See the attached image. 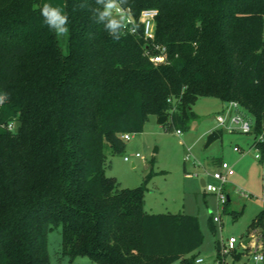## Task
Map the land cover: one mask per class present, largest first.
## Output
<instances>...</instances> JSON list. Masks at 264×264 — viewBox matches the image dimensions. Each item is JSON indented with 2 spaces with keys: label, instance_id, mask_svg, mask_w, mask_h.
I'll use <instances>...</instances> for the list:
<instances>
[{
  "label": "trees",
  "instance_id": "1",
  "mask_svg": "<svg viewBox=\"0 0 264 264\" xmlns=\"http://www.w3.org/2000/svg\"><path fill=\"white\" fill-rule=\"evenodd\" d=\"M42 6L0 0V125L16 124L0 127V264H51L49 234L60 227L71 262L197 264L199 219L147 213L144 187L107 175L108 154H122V136L152 118L189 130L200 98L238 103L260 134L264 0H129L139 32L119 40L95 22V0H65L67 52ZM145 10L158 12L153 38L139 23ZM157 46L161 64L150 59ZM251 147L264 155V143ZM257 229L264 255V211Z\"/></svg>",
  "mask_w": 264,
  "mask_h": 264
},
{
  "label": "rangeland",
  "instance_id": "2",
  "mask_svg": "<svg viewBox=\"0 0 264 264\" xmlns=\"http://www.w3.org/2000/svg\"><path fill=\"white\" fill-rule=\"evenodd\" d=\"M41 2L59 8L65 14V0ZM59 40L67 52L68 34L59 36ZM193 110L196 119L181 135L159 126L158 119L152 118L142 133L131 134V140L125 141L126 150L122 154H108L112 169L107 175L121 183L123 188L144 187L145 210L149 214L197 217L204 242L194 256L203 259L202 264H217V245L222 248L230 238L238 241L236 250L228 254L220 251L222 264H256L255 252L263 253L262 230L253 231L250 226L264 211V155L250 148L255 135L230 134L219 127L216 117L223 111L219 100L200 98ZM215 131H222V135L205 148L209 135ZM236 147L240 148L239 152L235 151ZM257 155L260 159L256 158ZM125 157H130V161ZM219 160L235 170V175L225 186L231 201L226 211H223L224 205L218 195L205 192L201 184L204 179L218 185L211 175ZM215 218L219 222L216 223ZM248 238L252 239L245 248L243 243ZM61 245L62 229L54 228L49 234L51 264H97L87 257L71 262L69 257L62 256ZM174 264L184 263L178 260Z\"/></svg>",
  "mask_w": 264,
  "mask_h": 264
},
{
  "label": "built area",
  "instance_id": "3",
  "mask_svg": "<svg viewBox=\"0 0 264 264\" xmlns=\"http://www.w3.org/2000/svg\"><path fill=\"white\" fill-rule=\"evenodd\" d=\"M128 9V15H127V28L126 32H128L131 35H137L138 34V23L136 22L135 18L133 17V14L131 12L130 8ZM158 16V12L155 10H145L142 12L139 23L143 27V34L145 38H153L154 36V22L155 18ZM155 51L157 53H153L150 56V59L155 64H161L164 63L166 60V49L157 46L155 48ZM150 55V54H149ZM217 124L219 127H221L223 130H226L230 134L234 133H242V134H253L255 131V123L254 121L249 118L244 110L240 107V105L236 102H230L224 105L223 111L221 114H219L216 117ZM2 128H7L11 131H13L16 128L15 123H11L9 125H0ZM179 135L182 133L180 131H177ZM124 141L131 140L130 134H125L122 136ZM255 142L258 144L264 143V123H263V129L260 134L255 136ZM235 151L239 152L240 148L236 147ZM258 151V150H257ZM136 157H139L137 154ZM256 158L260 159V156L257 155ZM126 161H130V157H125ZM235 175V170L233 166H230L226 162H221L218 169L211 175L212 179L217 182L218 185H214L211 183H207L205 180V186L204 190L207 193L216 194L218 195L221 203L223 205L226 204V202L229 199V196L227 195V191L225 186L230 183V179ZM245 197H248V195H245ZM262 201L264 203V193L262 197ZM214 221L217 223L219 222L218 218H215ZM238 241L235 238H230L227 241V244H225L222 248L220 247V251L222 254H228L230 252H233L236 250ZM244 247V245H243ZM261 257L262 259L259 261V263L264 262V255L263 253L255 252L254 255V262L257 264L256 257ZM197 264H202L203 259H197Z\"/></svg>",
  "mask_w": 264,
  "mask_h": 264
},
{
  "label": "clouds",
  "instance_id": "4",
  "mask_svg": "<svg viewBox=\"0 0 264 264\" xmlns=\"http://www.w3.org/2000/svg\"><path fill=\"white\" fill-rule=\"evenodd\" d=\"M97 7L92 9L93 18L97 24H102L104 30L113 39H121L127 28V5L129 0H95ZM80 7H84L83 4ZM44 24L57 36L68 33L69 17L62 14L59 8L44 4L40 9ZM261 257H256L257 264Z\"/></svg>",
  "mask_w": 264,
  "mask_h": 264
},
{
  "label": "water",
  "instance_id": "5",
  "mask_svg": "<svg viewBox=\"0 0 264 264\" xmlns=\"http://www.w3.org/2000/svg\"><path fill=\"white\" fill-rule=\"evenodd\" d=\"M167 122H168V117L167 116L160 117L157 120V124L159 126H164ZM219 137H220V135L216 131L211 133L209 135V137H208V140H207V143L205 145V148H209L217 139H219ZM155 152H157V151H155ZM201 184H202L203 187L205 186L204 179L201 180ZM250 241H251V238H249V239L244 241L243 245H244L245 248L249 245Z\"/></svg>",
  "mask_w": 264,
  "mask_h": 264
},
{
  "label": "crops",
  "instance_id": "6",
  "mask_svg": "<svg viewBox=\"0 0 264 264\" xmlns=\"http://www.w3.org/2000/svg\"><path fill=\"white\" fill-rule=\"evenodd\" d=\"M224 105L225 104H222V110H223V108H224ZM253 144V143H252ZM252 144L250 145V148H252L251 146H252ZM222 161L221 160H219V161H217L216 163H217V165H216V168L218 169V167H219V165H220V163H221ZM234 168V167H233ZM216 169V170H217ZM231 202V201H230ZM249 239V238H248ZM252 239V238H251ZM247 240V239H246Z\"/></svg>",
  "mask_w": 264,
  "mask_h": 264
}]
</instances>
